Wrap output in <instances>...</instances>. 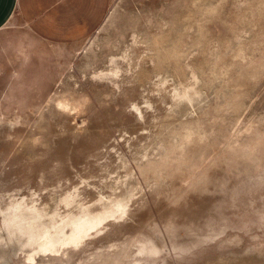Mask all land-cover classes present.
<instances>
[{
    "label": "rangeland",
    "instance_id": "obj_1",
    "mask_svg": "<svg viewBox=\"0 0 264 264\" xmlns=\"http://www.w3.org/2000/svg\"><path fill=\"white\" fill-rule=\"evenodd\" d=\"M0 264H264V0L0 30Z\"/></svg>",
    "mask_w": 264,
    "mask_h": 264
},
{
    "label": "crops",
    "instance_id": "obj_2",
    "mask_svg": "<svg viewBox=\"0 0 264 264\" xmlns=\"http://www.w3.org/2000/svg\"><path fill=\"white\" fill-rule=\"evenodd\" d=\"M110 0H0V30L22 19L46 40H80L102 23Z\"/></svg>",
    "mask_w": 264,
    "mask_h": 264
},
{
    "label": "bare ground",
    "instance_id": "obj_3",
    "mask_svg": "<svg viewBox=\"0 0 264 264\" xmlns=\"http://www.w3.org/2000/svg\"><path fill=\"white\" fill-rule=\"evenodd\" d=\"M59 104L65 105V104H67V103H66L65 100H62V101H59ZM72 108H74V107H72ZM19 204H20V203H19ZM21 204H22V203H21ZM23 204H24V203H23ZM116 206H118L117 211H119V210L122 209V206H123V205L119 204V205H116ZM15 207H17V206H15ZM15 207H14V208H15ZM23 207H24V206H23ZM23 207H22V208H23ZM34 207H35V206H34ZM22 208H21V209H22ZM19 209H20V208H19ZM19 209H17V210L19 211ZM21 209H20V210H21ZM123 209H124V207H123ZM15 210H16V209H15ZM15 210L13 211L14 214H16V213H15ZM17 210H16V211H17ZM10 212H11V211H10ZM11 213H12V212H11ZM11 213H10V214H11ZM32 213H33V212H32ZM8 214H9V213H8ZM12 214H13V213H12ZM36 214H37V213H36ZM86 214H87V213H86ZM86 214H85V215H86ZM6 216H7V215H6ZM6 216H5V217H6ZM87 216H88V215H87ZM5 217H4V218H5ZM14 217H15V216H14ZM14 217H13V218H14ZM13 218H11V219H13ZM17 218H18V217H17ZM11 219H10V220H11ZM15 219H16V218H14V221H12L13 223H14V222L16 223ZM18 219H19V218H18ZM90 219H91V218L88 219V218L85 217V219H84L85 224H86V222H87V223H93V221L90 220ZM21 221H22V220H21ZM21 221H20V222H21ZM29 221H31V220H29ZM9 222H10V221H9ZM6 223H7V222H6ZM13 223H12V225H13ZM15 223H14V224H15ZM69 223H70V224L72 223V224L74 225V226H73V225L71 224L72 227H73L72 229H73V231H74L75 228H78L80 225H82L83 222H80V221H79V222H76V221L73 220V221H70ZM69 223L67 222V225H68ZM10 224H11V222H10ZM21 224H22V222H21ZM25 224H26V223H25ZM33 224H34V223H33ZM26 225H27V224H26ZM6 226H7V225H6ZM21 226H22V225H21ZM69 226H70V225H69ZM8 227H10V226H8ZM11 227H12V226H11ZM86 227H87V226H86ZM16 228H18V226H17ZM22 228H25V227H22ZM32 228H33V227H32ZM43 228H44V227H43ZM70 228H71V227H70ZM10 229H11V228H9V230H10ZM68 229H69V228H68ZM7 230H8V229H7ZM14 230H15V228H14ZM21 230H22V229H21ZM10 231L13 232V228H12ZM10 231H9V233H11ZM33 231H34V229H33ZM27 232H28V231H27ZM27 232H26V233H27ZM40 232H41V231H40ZM42 233H43V232H42ZM36 234H37V233H36ZM36 234H35V236H36ZM46 234H47V236H46V237L44 236V237L46 238V240H45L44 243L42 242V243H43V244H42V247H41V246H40V247L43 248V249H52V251H54V250L56 249V247H57V249H58V247L61 246V245H59V244L62 242V237L60 236V233L58 234V230L56 229L55 232H48V231H47ZM46 234H45V235H46ZM30 235L32 236V235H34V233H30ZM37 235H39V233H38ZM43 235H44V234H43ZM43 235H42V237H43ZM79 235H80V234H79ZM12 236H13V234H12ZM77 236H78V235H77ZM27 237H28V236H27ZM40 237H41V235H39V238H40ZM42 237H41V238H42ZM36 238H37V237H36ZM36 238H35V239H36ZM37 240H38V238H37ZM37 240H36V241H37ZM42 240H43V239H42ZM42 240H40V242H41ZM38 245H39V242H38ZM58 245H59V246H58ZM38 247H39V246H38ZM38 247H37V248H38ZM59 248H60V247H59ZM33 249H34V248H33ZM35 249H36V248H35ZM57 251H58V250H57Z\"/></svg>",
    "mask_w": 264,
    "mask_h": 264
}]
</instances>
